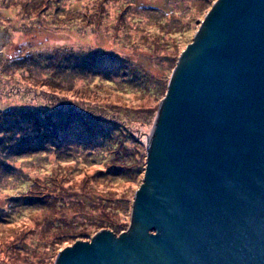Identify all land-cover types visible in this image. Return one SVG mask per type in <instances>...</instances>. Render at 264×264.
<instances>
[{
	"label": "water",
	"instance_id": "1",
	"mask_svg": "<svg viewBox=\"0 0 264 264\" xmlns=\"http://www.w3.org/2000/svg\"><path fill=\"white\" fill-rule=\"evenodd\" d=\"M131 224L55 264H264V0H216L179 57Z\"/></svg>",
	"mask_w": 264,
	"mask_h": 264
},
{
	"label": "trees",
	"instance_id": "2",
	"mask_svg": "<svg viewBox=\"0 0 264 264\" xmlns=\"http://www.w3.org/2000/svg\"><path fill=\"white\" fill-rule=\"evenodd\" d=\"M8 1L10 5L17 0ZM43 1L38 0L34 4H44L45 15L49 19L58 17L61 29L74 25L75 31L85 32L87 38H92L89 36L97 32H105L119 43H116L117 48L111 50V47L101 46L92 39L74 41L77 43L75 45L61 38L55 45L50 44L37 51L30 47L20 53L21 56L10 58H6L4 51L0 50V79H10L20 87L27 84V91L32 92L34 89L35 92V95L31 94L28 100L22 102L7 101L0 96V192L8 194L0 204V223L19 228L17 234L12 232L14 239H9V236L4 239L1 237L0 250H13L20 259L24 257L22 260L30 264L54 263L56 254L53 251L49 255L40 254L37 250L39 246H26L27 239L37 237L38 230L42 227L41 222L48 219V215L70 210L71 204L66 203L71 201L70 197L73 200L80 198L78 201L81 202L82 210H78L77 216L72 217V220L77 219L73 225L75 231L69 235L83 232L88 223L94 221L93 214L88 209L106 210L110 214L109 217L105 216L108 221L103 227L113 229L116 233L125 228L126 223L123 225L114 222L112 216L118 215L117 206H113L115 203L108 204L105 199L112 200L115 196L116 203L123 201L125 208L129 209L132 206L131 198L127 193L120 196V193L116 194L113 190H104L105 187L101 189L93 186L90 182L93 176V181L99 183L95 177V169L93 172L90 169L85 176H72L71 170L80 165V161H88L89 158L101 161L103 157L104 163L109 160L108 156L104 157L105 152L116 149L126 158L127 163L120 165L116 161L115 167H124L134 172L141 167L143 173L146 158L145 143L135 135L130 121L118 117L107 118L104 113L112 105L99 107L95 104L93 98L97 96L99 99V93L96 94L91 87L95 83H103L112 88L113 83L126 82V79H131L137 72L133 60L135 57L123 55L125 51L121 52L123 49L119 48L126 47L125 45L126 48L134 47L126 42V38H122V34L136 32L137 35L134 33V36L137 37L146 35L145 27L140 24L142 17L137 19L132 14L134 11H129L133 0ZM51 2H55L57 8L48 12L46 5ZM64 4L72 7L68 8ZM46 21L31 20L38 25L47 24ZM16 73L22 76H16ZM112 91L106 89L108 96L115 98ZM152 109L151 112L154 107ZM43 155L45 158L41 161H52L45 169L32 163L33 159L30 158L40 159L38 156ZM106 171L109 170L103 173ZM32 184L38 192H28ZM21 188L26 191L20 192ZM95 189H99L102 194L100 203L88 204L91 202V193L88 194L89 202L83 200L80 194ZM64 218L62 215L57 217L59 225H63ZM47 222L48 234L51 236L45 237L43 246L50 244L54 250L55 244L63 242L62 238H57L62 229L59 228L55 234L53 222ZM63 223L65 226L72 225L71 221ZM23 247L30 250L28 254L32 253L28 257L31 261H27Z\"/></svg>",
	"mask_w": 264,
	"mask_h": 264
},
{
	"label": "rangeland",
	"instance_id": "3",
	"mask_svg": "<svg viewBox=\"0 0 264 264\" xmlns=\"http://www.w3.org/2000/svg\"><path fill=\"white\" fill-rule=\"evenodd\" d=\"M36 1L38 0H17L16 2L12 1L13 3L11 2L9 5L8 3L10 1L0 0V50L2 49L4 51V56L6 58L17 57L30 47H33L37 51L50 44L55 45L61 38L75 45L77 43H74V41L81 42L82 40L84 41V39H92L94 40L93 42H98L101 46L111 47V50L117 48L116 43H119V41L114 40L113 37L105 32H97L95 35L89 36L92 38H87L85 32L75 31L74 25L72 27L68 25L70 28L61 29V26H58V17L49 19L47 14L45 15L44 4H34ZM215 1L216 0H133L132 3H134L131 5L132 9L129 11H134L132 14L133 16L135 15L136 18L142 17V23L140 24L142 27H145L144 31L146 35H139L140 37H137L134 36V33L137 35L136 32H130V34L126 35L122 34V38H126V42L129 45L132 44L134 47L126 48L127 45H125L126 47L119 46V48L123 49L121 52L125 51L123 55L130 54L135 57L133 60L136 64L135 71L137 72L131 79H126V82L121 81L120 83L111 84L112 88L103 83H95L91 86L96 94L99 93V99H97V96L93 98L95 104H98L99 107L112 105L107 107L108 111L104 113V115L109 119L117 117L121 120L127 119L130 121L131 125H133V132L135 135L144 141V150L146 151L145 171L148 159L147 142L149 136L152 134L162 101L168 91L170 77L172 76L180 55L189 42L193 40L196 31L199 29L202 21ZM43 2L45 3V0ZM83 3L85 2H81V4ZM46 6L48 12H53V10L57 8L55 2H51ZM64 6L68 8L72 7L65 4ZM37 16H40L42 19ZM35 19L48 20L46 21L48 23L43 25L34 24L31 20ZM16 76L22 75L16 73ZM20 82L24 83L22 81ZM26 86L27 84L20 87L18 83L15 84V82L10 79H0V96L5 97L7 101L14 100L15 102H22L28 100L31 94L35 95V92L34 89L32 92L27 91L28 87ZM105 86L108 88H105ZM106 89L113 90L112 93H114L116 97L113 98L108 96ZM10 91H13V93L9 94ZM152 107H154L153 112H151V110H153ZM27 139H29V137H27ZM24 140H26V136H24ZM58 149H60V145ZM109 151L111 152H105L104 156H108V161L103 163L104 159L102 154L98 153V155L102 157L101 161L91 158H89L88 161H80V165L72 169L71 173H73L72 176H85L90 169H92V172L93 169H95V177L99 183L96 184V182L93 181V176L90 181L93 186L101 189L105 187L104 190H113L116 194L120 193V196L124 193L128 194L132 204L129 209L125 208V203L123 201L116 203L115 196L112 197V200L105 199L106 203H115L113 206H117L118 208L117 217L112 216L115 219L114 222H119L123 225L126 223L125 228L121 232L116 233L113 229H109L118 235L128 229L131 224L136 190L143 182L145 171L142 173L141 167H138L139 170L136 172L125 169L124 167H115L114 163L116 161L120 165H125L127 160L117 152L116 149H111ZM38 157L40 159L36 157L30 158L33 159L32 163L41 165V169H45L48 164L50 165L52 162L41 161L45 158L44 155ZM105 170H109L110 172L106 171L103 173ZM112 172L114 173L112 174ZM37 190L38 189H35L32 184L29 191H27L31 193L34 191L38 192ZM21 191L24 192L26 190L21 188L20 192ZM91 191L92 192L85 191V193L80 194V196L83 200L89 202L88 194L91 193V202L88 204H99V198L102 197V194L99 193V189ZM5 196H8L6 192H0V204L3 203ZM70 199V202H66L71 204L70 210L65 213L57 211L54 212L52 216L48 215L49 218L41 222L42 227L39 228L36 235L37 237L27 239L26 246H39L37 250L40 254L47 253V255H49L53 251V253L56 254L53 264H55L60 250L73 245L78 240H90L101 229H108V227L105 228L103 225L108 221H106V217H109L110 214L106 212V210L104 212L101 209L97 211H95V209H88V211L92 212L94 221L89 222L83 229V232L77 233L76 235H69L75 231L73 225H75L77 217L74 220H72V217L77 216L78 210H82L80 205L81 202L78 201L80 198L73 200L70 197ZM124 208L125 212L123 213ZM40 212L43 211L41 210ZM61 215L65 217L63 222L71 221L72 225L65 226L63 222L62 224L64 227L63 225H59L57 217ZM124 215L126 216L124 217ZM48 220L53 222L52 228L56 230H54L53 233L56 234L59 228L62 229L60 230L62 232L58 234L57 238H62L63 242L55 244L56 249H60L59 251L56 249L52 250L51 248H53V246L50 244L47 247L43 246L45 237L51 236L48 234ZM18 230L19 228H16V226L0 223V240L1 237L4 239L6 236H9V239H14L13 233L17 234ZM23 252L26 258L32 254H28L30 250L24 247ZM22 259H20V256L13 250H0V264H30L29 262L25 263ZM27 261H31V258H28Z\"/></svg>",
	"mask_w": 264,
	"mask_h": 264
}]
</instances>
